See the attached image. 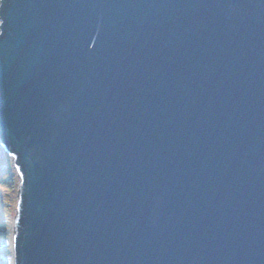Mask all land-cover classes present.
Wrapping results in <instances>:
<instances>
[{
    "label": "water",
    "instance_id": "obj_1",
    "mask_svg": "<svg viewBox=\"0 0 264 264\" xmlns=\"http://www.w3.org/2000/svg\"><path fill=\"white\" fill-rule=\"evenodd\" d=\"M15 264H264V0H0Z\"/></svg>",
    "mask_w": 264,
    "mask_h": 264
},
{
    "label": "rangeland",
    "instance_id": "obj_2",
    "mask_svg": "<svg viewBox=\"0 0 264 264\" xmlns=\"http://www.w3.org/2000/svg\"><path fill=\"white\" fill-rule=\"evenodd\" d=\"M1 146V145H0ZM0 264H15L13 248L14 218L17 216L20 176L13 160L0 149Z\"/></svg>",
    "mask_w": 264,
    "mask_h": 264
},
{
    "label": "trees",
    "instance_id": "obj_3",
    "mask_svg": "<svg viewBox=\"0 0 264 264\" xmlns=\"http://www.w3.org/2000/svg\"><path fill=\"white\" fill-rule=\"evenodd\" d=\"M0 5H1V3H0ZM0 149H2V147L0 146ZM9 157H11L10 155H9ZM2 162V160L0 161V163ZM14 221H15V219H14Z\"/></svg>",
    "mask_w": 264,
    "mask_h": 264
}]
</instances>
